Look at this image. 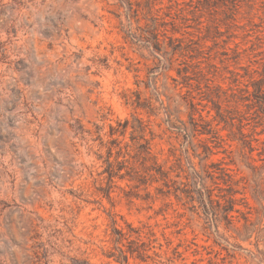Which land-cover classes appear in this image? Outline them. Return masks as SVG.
Wrapping results in <instances>:
<instances>
[{
    "label": "rangeland",
    "instance_id": "1",
    "mask_svg": "<svg viewBox=\"0 0 264 264\" xmlns=\"http://www.w3.org/2000/svg\"><path fill=\"white\" fill-rule=\"evenodd\" d=\"M260 78L264 0H0V264H264Z\"/></svg>",
    "mask_w": 264,
    "mask_h": 264
},
{
    "label": "trees",
    "instance_id": "2",
    "mask_svg": "<svg viewBox=\"0 0 264 264\" xmlns=\"http://www.w3.org/2000/svg\"><path fill=\"white\" fill-rule=\"evenodd\" d=\"M254 71H256V69ZM234 81H237V79ZM245 86L246 87L244 88V92L246 94L244 95V98L249 101V105L257 106L258 109L264 114V86H263L262 78H260L258 80H254L252 82V86H253L252 90H249L248 84H245ZM250 95H253V98H251ZM196 130L197 129H194V132L192 133V136L194 138H197L196 133H195ZM222 169H223V172L225 174H228V171L226 168L222 167ZM156 171H157V174L159 175V177H161V178L167 175V171H165L162 168H157ZM224 180H225V182L229 181L226 179H224ZM210 200H212V197H210ZM231 200H233V198H230V201ZM233 209H235L237 211L239 210V209L234 208V206H231L230 210H233ZM119 249L123 253V249H121V248H119Z\"/></svg>",
    "mask_w": 264,
    "mask_h": 264
}]
</instances>
